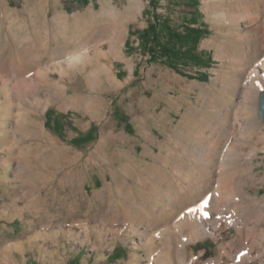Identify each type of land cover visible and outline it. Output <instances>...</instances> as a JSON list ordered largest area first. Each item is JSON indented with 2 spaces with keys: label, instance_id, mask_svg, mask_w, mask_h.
<instances>
[{
  "label": "rangeland",
  "instance_id": "374dc122",
  "mask_svg": "<svg viewBox=\"0 0 264 264\" xmlns=\"http://www.w3.org/2000/svg\"><path fill=\"white\" fill-rule=\"evenodd\" d=\"M157 5L180 30L193 16L208 28L198 45L208 67L179 65L182 74L150 61L137 34L152 19L150 0H0V264H157L167 248L157 233L189 232L180 223L194 219L209 229L187 244V264H264V211L247 219L239 198L248 191L264 201V84L238 107L258 116L259 131L219 155L217 171L235 177L224 193L216 175L205 195L185 192L176 210L173 198L174 169L199 170L202 139L193 133L211 135L239 100L237 77L264 57V0ZM251 148L253 180L241 178L237 152ZM205 214L260 227L254 237L237 225L217 232ZM232 240L244 248L236 253Z\"/></svg>",
  "mask_w": 264,
  "mask_h": 264
},
{
  "label": "bare ground",
  "instance_id": "6f19581e",
  "mask_svg": "<svg viewBox=\"0 0 264 264\" xmlns=\"http://www.w3.org/2000/svg\"><path fill=\"white\" fill-rule=\"evenodd\" d=\"M263 24H264V20H263ZM261 51H264L263 46L261 47ZM79 59H81V57L78 56L76 60H79ZM232 77L230 76L231 79ZM239 77L241 76L237 77L239 82L237 83L236 86L234 85L235 87L233 88V91L236 92V95L239 97V100L237 103H234L233 105L227 104L225 111L217 115V121L215 122V126H214V129L211 135L204 136V135H201L200 132L193 133L194 137L196 134H199L198 135L199 138L196 139L195 137V141H200L202 139L200 141L201 142V148H200L201 154L196 157L193 156L194 159L196 158L195 164L198 165L199 170L195 168L196 170L191 169L189 170L188 173H185L181 169H177V168L174 169V180L177 183L174 187V197H173L174 198V210H176L175 205L177 204L181 195H185L188 192H190L191 194L196 192V194L199 196L205 195L207 191H204L205 190L204 188L211 184L212 178H213V181L215 180L216 175H217L216 176L217 188L218 189L220 188V191L223 194L224 190L226 189L224 182L228 178V173H226V170L223 169L222 167H220L217 171L218 158H219V155L222 149L224 148L225 144H226L225 146L226 148H224V150L231 147L233 145L234 140H238L243 137L246 138V142L250 141V139H247L249 133L246 130H250V132L253 134L252 131H259V126L263 124L259 120L258 116L244 117L243 113L238 107H243L242 104L246 103L250 96L252 97L251 91L254 89L253 87L264 84V57L262 58V60L255 63L252 66V69L248 73L244 72L241 79H239ZM234 78L236 79V77ZM258 133L260 136H262L264 135V130ZM261 148L263 149L264 146ZM237 152L240 156L239 160L242 159L243 161V166L241 165L243 168V175H241V178L253 180L254 177H256L255 173L252 174L253 169H254V165H253L254 158H255L254 154H256L255 149L251 148L250 151L240 150V153L238 150ZM242 154L244 155L243 157H241ZM147 172H148L149 177L153 180L159 178L161 174L160 168L158 167H150L147 169ZM196 178L198 179L200 178L201 180L196 182ZM229 178H231V180L235 179L234 176H231ZM241 191H244V189H242ZM239 198L243 199V201L241 202L242 214L246 216L247 219L249 216L248 211H250V214H252L254 218H260V215H262L261 211H264V201H262L257 195L248 193V191L241 192V195H239ZM223 200H224L223 198L220 199L219 203H217L214 206V208L218 209L219 205H221L220 203ZM206 201H207V198L205 199V206H207ZM249 203L258 205L260 207L251 206L249 205ZM231 216L230 218H220L218 220H215L214 218L211 219L209 215L205 214V217H207V219L210 220V223H212L216 227L217 232L220 231L224 227H229L231 225H237V227H240L239 229L237 228V233L239 235H243V234L249 235L250 234L253 236V234L256 233L255 227H260V224L259 226H255L245 220H243V222L241 223L239 218H236V217L234 218ZM168 225H165V227ZM199 225L200 224L196 219H194L193 221L185 220L180 223V226L182 228H186L187 226L189 228V232H183L181 229V233L180 235H178L177 233H175L173 230H170L169 228H164L163 232H159V231H158L159 233L156 232L157 235H161L162 237H164L165 243L167 246V248L164 250V252L159 257L157 264H187L188 263L187 262V258H188L187 244L193 239L202 238L204 237V235L206 236L207 235L206 232H208V229H209V227L206 228L205 229L206 232L204 231L203 233L201 229L198 227ZM152 229L153 227H151V230ZM255 237H256V234H255ZM149 241L152 242L153 240H149ZM255 241L256 240H254V242ZM230 243L233 246V249L236 253L240 252V250L244 248V245H242L240 241L232 240V242ZM172 250H174V252L176 253L175 254L176 256L171 255ZM225 252H226L225 250H222L221 256ZM192 257L195 258V256H192ZM249 257L250 255L248 253L244 255V259H247ZM235 258L236 257L234 255V259ZM173 259H174V262H173ZM220 259H222V257L218 258V260H215V264H222ZM250 260H251V257H250ZM193 263H194V260L193 261L191 260L189 262V264H193ZM234 264H238V263L235 262Z\"/></svg>",
  "mask_w": 264,
  "mask_h": 264
},
{
  "label": "trees",
  "instance_id": "16d2710c",
  "mask_svg": "<svg viewBox=\"0 0 264 264\" xmlns=\"http://www.w3.org/2000/svg\"><path fill=\"white\" fill-rule=\"evenodd\" d=\"M150 6L153 9L152 19L146 28L137 32L140 46L149 55L150 61H161L182 74L184 72L179 65L208 67L212 58L204 57L198 52L199 42L209 33L208 28L198 24L193 16L180 30L174 27L167 17L157 13V0H150ZM126 45L129 48L128 40ZM48 126H51V122H48ZM56 130L62 131L59 119L56 122ZM73 142L80 143L77 138Z\"/></svg>",
  "mask_w": 264,
  "mask_h": 264
},
{
  "label": "water",
  "instance_id": "95a60500",
  "mask_svg": "<svg viewBox=\"0 0 264 264\" xmlns=\"http://www.w3.org/2000/svg\"><path fill=\"white\" fill-rule=\"evenodd\" d=\"M259 114L264 119V90L261 91L259 98Z\"/></svg>",
  "mask_w": 264,
  "mask_h": 264
}]
</instances>
